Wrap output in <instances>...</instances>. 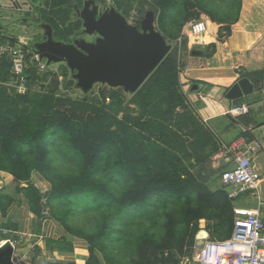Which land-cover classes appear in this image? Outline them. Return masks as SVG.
<instances>
[{
  "label": "rangeland",
  "instance_id": "obj_1",
  "mask_svg": "<svg viewBox=\"0 0 264 264\" xmlns=\"http://www.w3.org/2000/svg\"><path fill=\"white\" fill-rule=\"evenodd\" d=\"M120 1L121 12L135 25L145 17L148 10L155 11L156 27L172 44L166 58L176 60L180 71L165 76L154 77L153 74L154 78L147 80L135 93L103 83L84 92L78 87L74 72L66 63H53L45 70H39L37 61H32L33 55L27 52V61H32L36 78L26 81L25 92L23 88L20 91L16 89L13 99L8 101L10 98L7 97L0 107V136L5 139L10 134L8 141L0 139V171L15 173L26 184L37 188L50 210L49 217L59 224L62 234L86 238L91 247L89 257L92 248L95 251L91 258L94 263L101 258L105 264H135L141 261L146 264H192L199 254V249L191 244L193 235L197 239V234L203 229L213 239L226 234L220 235L215 230L214 225L219 223V219L209 216L212 215L209 210L202 217L197 212L199 206L194 203L193 209L186 215L193 219V226H196L199 219L203 225L200 229L193 228L188 237H179L181 233L178 227L173 228V231L169 229V214L172 212L163 203L152 207L151 218L131 207L121 213H114V208L109 206L105 197L102 200L101 194L84 191L89 182L84 179L83 159L68 145L63 135L57 134L56 139L54 135L50 136L46 151L38 146L32 152L27 147L23 148V152L13 149L14 142L24 140L21 122L30 121L29 129L34 134L38 132L40 136L38 130L45 126L40 123V118L45 116L44 119L49 123L58 118L59 123L70 121L79 124L85 129V135L92 136L99 132L102 136L114 137L118 147L111 151L109 161L129 157L134 162L136 159L148 158L155 172L157 157L162 155L164 168L159 171L160 174L166 175L170 167H174V172L185 170L183 178H189L192 174L213 192L223 190L228 195L233 191L221 179L222 173L229 168L224 159L231 153L225 148L220 151L218 146H224L225 142L207 120L206 102L199 98L203 95L191 90L194 81L202 80L188 79L185 72L189 68L222 65L226 59L229 60L230 50L238 53L236 48L240 45V38L237 36L231 40L235 32L241 33L251 28L249 31L254 38L264 36V0ZM45 14L46 10L41 16L45 17ZM236 19L238 21L234 23ZM2 23L5 34L14 33L12 28L6 27L4 19ZM28 25L23 23L15 30L16 38L26 37H22L23 43H28L31 38L27 33ZM230 40L231 43L227 44ZM194 50L202 51V54H193ZM1 65L0 62V71L6 70L9 62ZM12 80L11 76L6 83L15 85ZM26 93L32 97L30 102ZM44 95L58 99L50 105ZM33 111L36 119L31 120L29 118ZM124 124L127 126L120 129ZM14 129L18 131L14 133ZM140 134L143 138H139ZM148 136L153 138L151 153L158 155L156 161L152 155L137 157L139 154H134V147L128 154L124 153L122 148L125 143L135 140L139 143V140L143 141ZM143 148L144 145H141L140 149ZM107 161L108 157L100 161L98 179L101 188L105 192L112 191L120 199L127 197L129 193L122 181L108 182L109 171L105 168ZM258 163L262 164L261 158ZM125 174L132 175L133 172ZM74 189L81 192L66 199L55 196L66 195ZM104 191L106 196L108 193ZM245 198L242 193L240 198H233L232 203L228 196L233 205L246 204L248 200ZM199 199L198 195L194 196L195 201ZM169 209H174V206L171 204ZM102 231L107 236L104 242L99 238L92 240L90 236L98 237Z\"/></svg>",
  "mask_w": 264,
  "mask_h": 264
},
{
  "label": "trees",
  "instance_id": "obj_2",
  "mask_svg": "<svg viewBox=\"0 0 264 264\" xmlns=\"http://www.w3.org/2000/svg\"><path fill=\"white\" fill-rule=\"evenodd\" d=\"M41 1H43L44 4L50 9L45 14V18L48 22L52 23L56 27V33L59 37H68L69 35L74 33L75 28H70L69 30H67V28H63V26H65L70 20V11L65 6L69 0ZM102 1L105 3V0ZM114 4L117 9L122 11V3L120 0H115ZM238 7L240 9V5ZM237 21L238 19H236L234 23ZM140 23L141 20L136 24L140 26ZM0 40L3 42V40L5 41L6 39L5 37L0 36ZM0 60L2 65H5V62L7 61L9 62L8 68L6 70L0 71V81H4L0 82V99L1 97H3V99L0 101V107H2L3 101L5 102L7 97L10 98L8 99V101L12 100L14 94L7 87L2 86V83H6L7 80L9 81L10 77L12 76V71L10 68L11 62L7 56L2 57ZM178 71H180V69L177 61L165 57L147 80L150 81L155 76L170 75ZM28 73H30L29 80L36 78V70L34 68H32ZM153 74H155L154 77ZM25 95L29 97L28 102H30L32 97L29 95V93H26ZM44 97L48 99L50 105H52V103L54 101H57L56 99H58L52 95H44ZM30 112L31 111H29L28 116ZM44 117L45 116H42V118H40V123L45 125L43 126V128H40L38 130L40 132V136H38V132L34 134L29 129V125L31 124L30 121L21 122L22 126L24 127V140L22 142H14V150L23 152V148L27 147L29 149V152H32L34 150V147L38 146L46 151L50 136L54 135V138L56 139L57 134L59 136L63 135L64 139L68 142V145L76 150L77 154L80 155L83 159V172H85L84 179L89 182V184L86 185L87 187H85L83 190L92 194H101L103 196L102 200H104L105 197V200L106 202H108L109 206L114 208V213H121L125 208L131 207L134 208V211L143 215H148L150 217V215L153 213L152 207L157 203H163L164 207L168 208V210L172 212L171 214H169V217L171 219V222L169 223L170 231H173V228L178 227L179 232L181 233L179 237H188L193 228L200 229L203 225V223L200 224L201 219H199L196 226H193V219H189L186 215V213L190 212L193 209V204L195 203L199 206L197 212L200 216L204 217L205 212L209 210L212 213V215L209 216L219 219V223L214 225L215 230L219 232L220 235H222V233L226 234L217 239H224L231 235L234 225L235 205L232 204V198H230L232 202L230 203L228 199L229 193L227 195V193H225V191L223 190L213 192L209 189V186L205 188L203 186V183L198 182L192 174L189 178H183L182 176L184 175L185 170L174 172V167H170L169 172L166 175L160 174L159 171H162L164 168V160L162 158V155H159V157H157L158 162L155 166V172H153V167L150 165V163H148V158L136 159L134 160V162L133 160H130L129 157H127L126 159L122 158L118 161H109L111 151L118 147V143L115 141L114 137L102 136V133L99 132L93 134L92 136L85 135L83 133L85 129L79 124L72 123L70 121L59 123L58 118L55 119L54 122L49 123L48 121H46V119H44ZM29 119H36V114L34 111L32 112ZM125 126H127V124L120 126V129H124ZM17 131V129H14L13 132L16 133ZM127 135L129 136V133ZM141 137L142 136L140 134L139 138ZM0 139H6V141H8L10 139V134L8 133L5 136V139L0 136ZM152 139L153 138L151 136H148V138L144 137L143 141L139 140V143H137L136 140L132 143H125L122 149L125 154H128L134 147V154H139L137 157H141V155L142 157H145V155H152V157H155L156 161V156L158 155H156L155 153H151V149L154 144L152 142ZM36 140L38 141V143H35ZM141 145H144L143 150L140 149ZM106 157H108V161L105 166V168L109 171V175L107 177L108 182L122 181L127 189V193H129V195L127 194V197L123 196V198L120 199L116 197V194L112 193V191L109 190L108 192H105L101 188V184L98 179V176L100 174L99 168H101L100 161L101 159ZM129 171H132L133 174L126 175L125 173H128ZM120 173L121 175H119ZM12 174H14L16 177L18 176L15 173ZM17 178L22 180L19 176ZM29 187L31 188V190H33V194H31L30 196L31 201L35 204L36 208L42 210L41 208L45 205L43 202V195L39 193V190L37 188L31 187L30 185ZM103 191L104 193L108 194L105 196L103 194ZM78 192H81V190L74 189L66 195L56 194L55 196L57 198L66 199L72 194ZM195 195H198L201 199L195 201ZM47 198L50 197L47 196ZM171 204L174 206V209L170 210L169 206ZM175 213L179 214L175 215ZM98 235V237H95V235H92L90 237H93L92 240H97L99 238L102 242H104L107 237L106 235H104V231L98 233ZM78 237L82 239L85 238L81 235H78ZM191 244L193 247L197 248V239H194V235L192 236ZM90 250L91 247L89 244V251ZM94 253L95 251L92 248V255ZM92 255H90L86 264H105L104 262H102L101 258H98L99 261H96V263H94L91 259ZM135 264L146 263L141 261L136 262Z\"/></svg>",
  "mask_w": 264,
  "mask_h": 264
},
{
  "label": "crops",
  "instance_id": "obj_3",
  "mask_svg": "<svg viewBox=\"0 0 264 264\" xmlns=\"http://www.w3.org/2000/svg\"><path fill=\"white\" fill-rule=\"evenodd\" d=\"M40 2L44 4L43 1ZM249 30L251 28L233 34L231 40L237 36L240 38L238 48L233 45L238 53L230 50L229 60L226 59L224 64L189 68L185 76L188 79L202 80L194 81L191 90L203 95L199 98L206 102L207 120L225 142L224 146H218L220 151L225 148L231 153L224 159L225 163L228 164V159L235 151L252 148V156L262 174L259 194L264 198V119L262 123L258 122V118L264 116V36L254 38ZM22 37L26 38L5 37L6 40L0 42L15 45L22 42ZM243 77H248L254 83V92L237 100L229 99L227 91ZM13 80L16 78L13 77ZM195 84L199 87L193 89ZM242 105L249 107L247 114L235 117L228 113L232 107ZM259 158L262 164L258 163ZM31 194V188L25 181L0 171V227L21 233L17 236L14 233L0 232V246L11 241L14 245L13 262L16 264H86L89 258L87 240L62 234L59 224L49 217L50 210L45 200V205L39 210L31 201ZM244 194L248 200L245 201L246 204H237L235 207L259 206L257 197L250 193ZM260 211L264 218V204L260 206Z\"/></svg>",
  "mask_w": 264,
  "mask_h": 264
},
{
  "label": "water",
  "instance_id": "obj_4",
  "mask_svg": "<svg viewBox=\"0 0 264 264\" xmlns=\"http://www.w3.org/2000/svg\"><path fill=\"white\" fill-rule=\"evenodd\" d=\"M86 33L98 32L100 37L94 42L86 39L66 43L56 40L51 33L45 41H39L32 48L25 47L30 52L46 59L47 64L66 63L77 79V84L84 92H89L96 84H108L111 87H122L130 93L137 92L149 76L164 60L172 44L156 27V14L148 10L141 20L140 26L132 24L127 17L111 6L96 5L89 9L88 2L81 11ZM202 54V51H193ZM16 78V74L12 73ZM12 93L16 85L2 83ZM195 84L193 89L198 88ZM254 83L243 77L235 82L227 91V97L237 100L253 93ZM264 116L258 118L262 123ZM210 236L207 230L197 234V248H202L206 238ZM14 245L7 241L0 246V264H13ZM192 264H202L194 261Z\"/></svg>",
  "mask_w": 264,
  "mask_h": 264
},
{
  "label": "built area",
  "instance_id": "obj_5",
  "mask_svg": "<svg viewBox=\"0 0 264 264\" xmlns=\"http://www.w3.org/2000/svg\"><path fill=\"white\" fill-rule=\"evenodd\" d=\"M115 0H105V5L111 6ZM20 42L2 44L0 42V56H7L11 62V71L16 74L15 85L18 91H26L28 72L33 68L32 61L36 60L39 70L48 68L46 59L41 60L38 55L30 52L33 57L28 62L29 55ZM249 112L247 105L232 107L228 113L238 117ZM228 166L221 176L223 184L231 187L230 198H237L238 194L249 192L259 199L257 208L234 207V225L232 233L224 239L206 238L202 248L199 249L196 262L202 264H264V218L260 206L264 198L259 194L262 174L257 167L252 148L237 150L228 159ZM227 166V167H228ZM3 234L21 233L7 227H0ZM13 264H16L13 262Z\"/></svg>",
  "mask_w": 264,
  "mask_h": 264
},
{
  "label": "flooded vegetation",
  "instance_id": "obj_6",
  "mask_svg": "<svg viewBox=\"0 0 264 264\" xmlns=\"http://www.w3.org/2000/svg\"><path fill=\"white\" fill-rule=\"evenodd\" d=\"M88 2L89 9L93 10L96 5L103 6L105 3L102 0H69L66 3V8L70 11V20L63 26L64 29L75 28L74 33L68 37H59L56 34V27L48 22L45 17L41 16L44 10L50 9L42 2H35V0H0V35L8 38L15 36V30L23 23H29L27 26V33L31 36L28 39V43H23L32 48L36 42L45 41L53 34L56 40H61L66 43H72L75 40L86 39L89 42H94L100 34L95 32L94 34L86 33L84 21L81 18V11L85 7V3ZM3 19L7 28H12L14 33L5 34L3 31ZM15 39H13L14 41ZM21 43V42H20ZM25 49L30 52L29 49Z\"/></svg>",
  "mask_w": 264,
  "mask_h": 264
}]
</instances>
